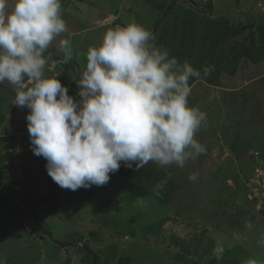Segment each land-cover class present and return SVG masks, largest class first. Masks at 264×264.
<instances>
[{
    "label": "rangeland",
    "instance_id": "rangeland-1",
    "mask_svg": "<svg viewBox=\"0 0 264 264\" xmlns=\"http://www.w3.org/2000/svg\"><path fill=\"white\" fill-rule=\"evenodd\" d=\"M61 15L68 31L45 51V77L79 100L89 47L109 28L136 22L155 47L200 71L188 104L206 114L195 134L205 152L182 168L146 165L175 184L165 204L122 173L91 193L63 189L32 151L30 110L0 83V264H93L88 250L95 264H264V190L238 185L264 157V37L248 56L240 44L250 45L249 25L264 30V0H61Z\"/></svg>",
    "mask_w": 264,
    "mask_h": 264
},
{
    "label": "clouds",
    "instance_id": "clouds-1",
    "mask_svg": "<svg viewBox=\"0 0 264 264\" xmlns=\"http://www.w3.org/2000/svg\"><path fill=\"white\" fill-rule=\"evenodd\" d=\"M67 31L61 0H14L11 10L8 0H0V83L14 86L13 103L30 110L32 151L46 159L58 186H103L121 162L137 171L150 161L182 168L205 152L195 134L206 114L188 104L189 81L200 71L155 47L142 25H116L89 47L75 100L44 74L45 51ZM60 46L70 58V41L62 39ZM164 183L153 189L157 195ZM213 252L220 259L224 247L217 244Z\"/></svg>",
    "mask_w": 264,
    "mask_h": 264
},
{
    "label": "trees",
    "instance_id": "trees-1",
    "mask_svg": "<svg viewBox=\"0 0 264 264\" xmlns=\"http://www.w3.org/2000/svg\"><path fill=\"white\" fill-rule=\"evenodd\" d=\"M208 3V2H207ZM206 4V3H205ZM242 28V27H241ZM241 30V29H240ZM248 31L247 36H245L244 39L248 40L250 45H246L243 43V41H240V44H242V47L246 48L245 52L243 53L245 56H248V51L250 46H254L257 42H259L263 37H264V30L261 29L256 33L255 29H252V27L249 25L248 28L246 29ZM244 31V30H243ZM241 30V32L243 33ZM243 39V40H244ZM259 162L256 161L254 165H252V173H248L244 175L242 178H238V185L239 183L244 186L246 182L249 180V178L253 175L254 169L256 167H262L264 168V157L259 156ZM149 166V167H148ZM148 166H145L141 168L139 171L135 169V164H133L132 168L124 166L123 162H121V167L119 168L118 171H116L114 174H125L127 175L131 183L136 186L137 188H140L142 185L149 184L151 187L152 194L149 196L155 203H161L165 204L168 202L171 198L172 193L175 190V184L169 177L168 173L166 171L162 170L158 165L150 164ZM113 173H110V177L114 175ZM165 182L163 188L159 189L160 195H157L153 189L156 187V185L160 184L161 182ZM241 186V185H240ZM99 186H91L90 188H87V191L89 193L93 192L96 190ZM244 188V187H243ZM81 189H84L81 187ZM86 189V188H85ZM162 223H160L161 226ZM155 229V228H153ZM86 253L90 256L93 264V258H92V253L90 254V251L88 250Z\"/></svg>",
    "mask_w": 264,
    "mask_h": 264
},
{
    "label": "built area",
    "instance_id": "built-area-1",
    "mask_svg": "<svg viewBox=\"0 0 264 264\" xmlns=\"http://www.w3.org/2000/svg\"><path fill=\"white\" fill-rule=\"evenodd\" d=\"M249 180L246 183H257L258 187L264 190V168L256 167L254 169L253 175L249 178Z\"/></svg>",
    "mask_w": 264,
    "mask_h": 264
},
{
    "label": "water",
    "instance_id": "water-1",
    "mask_svg": "<svg viewBox=\"0 0 264 264\" xmlns=\"http://www.w3.org/2000/svg\"><path fill=\"white\" fill-rule=\"evenodd\" d=\"M92 258H93V261H94V264H95V255L92 254Z\"/></svg>",
    "mask_w": 264,
    "mask_h": 264
}]
</instances>
